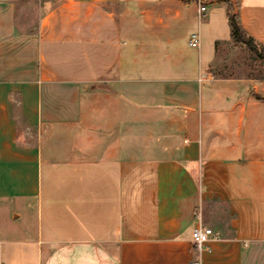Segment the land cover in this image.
<instances>
[{
  "label": "crops",
  "instance_id": "0c3cea01",
  "mask_svg": "<svg viewBox=\"0 0 264 264\" xmlns=\"http://www.w3.org/2000/svg\"><path fill=\"white\" fill-rule=\"evenodd\" d=\"M17 1L0 0V264H187L211 204L228 234L202 264H250L264 77L218 55L227 7L264 47V0H47L34 29ZM220 10L227 31L190 48L177 29Z\"/></svg>",
  "mask_w": 264,
  "mask_h": 264
},
{
  "label": "rangeland",
  "instance_id": "374dc122",
  "mask_svg": "<svg viewBox=\"0 0 264 264\" xmlns=\"http://www.w3.org/2000/svg\"><path fill=\"white\" fill-rule=\"evenodd\" d=\"M47 0H19L12 6L15 12V18L19 26L22 29H34L36 23L45 9V3ZM50 4H47L49 7ZM214 18L211 21V28H207L202 18V21L198 27L197 21L194 20L193 25L181 26L177 29V32H212V27H215L219 32H223V27L227 31V23L224 19L223 11H216ZM201 35H204L201 33ZM219 59L223 60L227 67L231 65V71L233 73H240L243 76L264 77V60L258 58L255 54L249 52L244 46L235 43H229L226 46H222L219 52ZM19 130L22 125L18 123ZM207 215L210 221L205 222L215 223V225H209L213 231L218 232L221 237V231L227 233L226 224L228 216L224 205L211 204L207 209ZM228 234V233H227ZM247 259L250 264H264V245L256 247L252 252L248 254Z\"/></svg>",
  "mask_w": 264,
  "mask_h": 264
},
{
  "label": "built area",
  "instance_id": "2783aa9c",
  "mask_svg": "<svg viewBox=\"0 0 264 264\" xmlns=\"http://www.w3.org/2000/svg\"><path fill=\"white\" fill-rule=\"evenodd\" d=\"M203 5L198 6V17L200 18L204 12ZM188 46L193 49H198L200 46V36L198 32L192 33L188 39ZM218 239V233L211 228L203 226L200 221L192 230L191 245L194 253L197 255L195 259L189 260L187 264H202L201 254L207 249V245L211 240Z\"/></svg>",
  "mask_w": 264,
  "mask_h": 264
},
{
  "label": "trees",
  "instance_id": "16d2710c",
  "mask_svg": "<svg viewBox=\"0 0 264 264\" xmlns=\"http://www.w3.org/2000/svg\"><path fill=\"white\" fill-rule=\"evenodd\" d=\"M225 14L233 43L244 46L249 52L255 54L261 60H264V47L255 43L254 40L245 33L229 7L226 8ZM257 99L263 100L261 98Z\"/></svg>",
  "mask_w": 264,
  "mask_h": 264
}]
</instances>
